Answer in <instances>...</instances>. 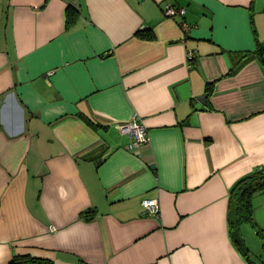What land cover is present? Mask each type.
Segmentation results:
<instances>
[{
    "label": "crops",
    "instance_id": "1",
    "mask_svg": "<svg viewBox=\"0 0 264 264\" xmlns=\"http://www.w3.org/2000/svg\"><path fill=\"white\" fill-rule=\"evenodd\" d=\"M260 44L264 0H0V264H247L229 193L264 168Z\"/></svg>",
    "mask_w": 264,
    "mask_h": 264
},
{
    "label": "trees",
    "instance_id": "2",
    "mask_svg": "<svg viewBox=\"0 0 264 264\" xmlns=\"http://www.w3.org/2000/svg\"><path fill=\"white\" fill-rule=\"evenodd\" d=\"M77 20L75 9L68 8L66 14L67 27L72 26ZM141 35L151 39V31L141 32ZM264 44H260L255 51V56L261 59L264 64ZM264 191V168L255 169L250 175L240 179L229 193V228L231 240L247 264H264V230L261 229L254 219L253 197ZM89 218V217H88ZM250 225L256 230L257 236L262 241L261 252L257 255V262H253L249 256V250L244 247V240L238 235L242 225ZM10 264H51L50 262L29 255L14 256Z\"/></svg>",
    "mask_w": 264,
    "mask_h": 264
},
{
    "label": "built area",
    "instance_id": "3",
    "mask_svg": "<svg viewBox=\"0 0 264 264\" xmlns=\"http://www.w3.org/2000/svg\"><path fill=\"white\" fill-rule=\"evenodd\" d=\"M165 16L169 18L183 17L186 13L184 8H178L170 3H166L163 8ZM183 32L186 34L191 31L192 26L185 22L181 24ZM187 59L190 67L194 64L195 54L189 50L187 52ZM119 131L127 135L131 141L129 150L136 155L140 153L141 149L149 143V138L145 126L141 123L139 117H133L131 121L125 124L117 125ZM144 213L150 216H158L160 213V205L155 199H145L142 202ZM54 231L55 229H51Z\"/></svg>",
    "mask_w": 264,
    "mask_h": 264
},
{
    "label": "rangeland",
    "instance_id": "4",
    "mask_svg": "<svg viewBox=\"0 0 264 264\" xmlns=\"http://www.w3.org/2000/svg\"><path fill=\"white\" fill-rule=\"evenodd\" d=\"M264 57V53H263ZM240 238L244 240V247L249 250V256L253 262H257V255L261 252L262 241L256 234V230L250 225H242L238 231Z\"/></svg>",
    "mask_w": 264,
    "mask_h": 264
}]
</instances>
